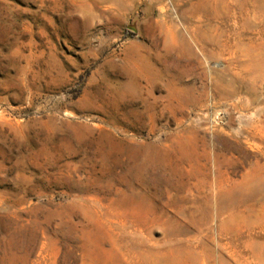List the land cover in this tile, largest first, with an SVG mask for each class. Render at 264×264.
Returning <instances> with one entry per match:
<instances>
[{
  "label": "rangeland",
  "instance_id": "rangeland-1",
  "mask_svg": "<svg viewBox=\"0 0 264 264\" xmlns=\"http://www.w3.org/2000/svg\"><path fill=\"white\" fill-rule=\"evenodd\" d=\"M0 264H264V0H0Z\"/></svg>",
  "mask_w": 264,
  "mask_h": 264
},
{
  "label": "bare ground",
  "instance_id": "bare-ground-1",
  "mask_svg": "<svg viewBox=\"0 0 264 264\" xmlns=\"http://www.w3.org/2000/svg\"><path fill=\"white\" fill-rule=\"evenodd\" d=\"M125 75H126L125 78L123 77V78L125 79V81H123V82H122V81H119V83H121V85L123 86V88H124V87L128 88L130 85H133L134 83L132 82L133 80H132V77H131V73H130V72H127V71H126V74H125ZM119 77H121V76H119ZM121 79H122V78H121ZM229 198H230V197H229ZM216 204H217V203H216ZM226 204H227V203H225L224 206H226ZM225 212H226V211H225ZM225 212H224V213H225ZM225 214H226V213H225Z\"/></svg>",
  "mask_w": 264,
  "mask_h": 264
}]
</instances>
